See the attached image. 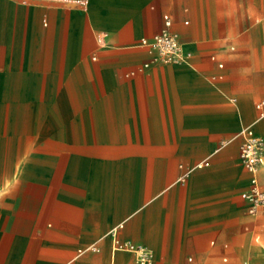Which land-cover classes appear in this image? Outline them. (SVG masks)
<instances>
[{
  "label": "crops",
  "instance_id": "1",
  "mask_svg": "<svg viewBox=\"0 0 264 264\" xmlns=\"http://www.w3.org/2000/svg\"><path fill=\"white\" fill-rule=\"evenodd\" d=\"M165 16L185 61L141 43ZM260 99L264 0H0V264H264Z\"/></svg>",
  "mask_w": 264,
  "mask_h": 264
},
{
  "label": "built area",
  "instance_id": "2",
  "mask_svg": "<svg viewBox=\"0 0 264 264\" xmlns=\"http://www.w3.org/2000/svg\"><path fill=\"white\" fill-rule=\"evenodd\" d=\"M141 43L148 46L151 49V51L149 50L150 52L153 53L152 50H154L158 56H153L152 58L162 63L176 62L177 59L185 55L177 33L170 30V20L167 16L164 17V27L149 42L146 39H142ZM146 67L147 63H144L135 69L127 71L125 76H134L142 72ZM255 109L257 111V120L264 121V99H260L255 103ZM238 134L241 137L238 150L239 162L246 170L254 174L263 165L264 140L250 126L243 127ZM203 165H207V162L200 163L198 167ZM250 181L248 189L241 194V197L247 202L246 209L248 213L255 214L258 209L264 207V190L252 178ZM117 230L118 227L111 229L110 233L112 236H116ZM88 248L92 251L98 250L95 245H91ZM114 249L132 253L138 264H151L153 260L151 250L142 245L131 242L119 243L115 240Z\"/></svg>",
  "mask_w": 264,
  "mask_h": 264
},
{
  "label": "rangeland",
  "instance_id": "3",
  "mask_svg": "<svg viewBox=\"0 0 264 264\" xmlns=\"http://www.w3.org/2000/svg\"><path fill=\"white\" fill-rule=\"evenodd\" d=\"M156 34H154L153 36H155ZM152 36V37H153ZM106 37H107V35L106 34H104V33H100V35H99V44L100 45H104L105 44V41H106ZM151 37V38H152ZM151 38L150 39H146L147 40V42H149L150 40H151ZM147 48H148V50H150L151 51V49H149V47L147 46ZM153 51V56H155V57H157L158 56V54L154 51V50H152ZM261 94H262V92L260 93V92H258V94H256L255 95V98H258V97H260L261 96ZM231 96V95H230ZM229 98V97H228ZM254 98V99H255ZM234 105H238V99L236 98L235 99V103H234ZM263 125H264V123H263ZM263 134V136H264V133H262ZM258 249H259V251H261L262 253H264L263 252V250H262V248H261V246H258ZM261 263H264V261H262Z\"/></svg>",
  "mask_w": 264,
  "mask_h": 264
},
{
  "label": "bare ground",
  "instance_id": "4",
  "mask_svg": "<svg viewBox=\"0 0 264 264\" xmlns=\"http://www.w3.org/2000/svg\"><path fill=\"white\" fill-rule=\"evenodd\" d=\"M141 40H142V39H141ZM184 54L187 55V52H184ZM182 61H185V58H184V57H182V58L176 60V62H182ZM166 63H173V62H166ZM4 166H5V165H4ZM261 171H264V155H263V165H262V167H261L258 171H256L254 174L250 173L251 178H252L253 180H255L257 183H259L258 176H259V173H260ZM5 181H6V180H5ZM5 184H6V183H5ZM8 185H9V184H8ZM5 186H6V185H5ZM5 186H4V187H5ZM0 192H1V191H0ZM261 248H262V250H263V252H264V244L261 245ZM245 264H247V262H245Z\"/></svg>",
  "mask_w": 264,
  "mask_h": 264
}]
</instances>
